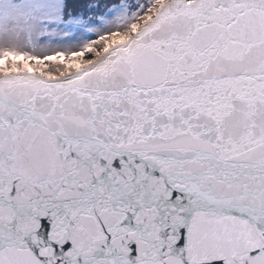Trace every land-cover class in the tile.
I'll list each match as a JSON object with an SVG mask.
<instances>
[{
  "label": "snow or ice",
  "instance_id": "obj_1",
  "mask_svg": "<svg viewBox=\"0 0 264 264\" xmlns=\"http://www.w3.org/2000/svg\"><path fill=\"white\" fill-rule=\"evenodd\" d=\"M0 264H264V0H0Z\"/></svg>",
  "mask_w": 264,
  "mask_h": 264
}]
</instances>
